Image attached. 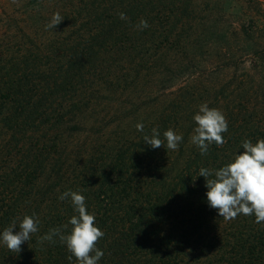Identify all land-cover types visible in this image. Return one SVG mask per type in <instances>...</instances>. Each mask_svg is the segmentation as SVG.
I'll return each instance as SVG.
<instances>
[{
  "label": "trees",
  "instance_id": "trees-1",
  "mask_svg": "<svg viewBox=\"0 0 264 264\" xmlns=\"http://www.w3.org/2000/svg\"><path fill=\"white\" fill-rule=\"evenodd\" d=\"M204 103L228 131L201 155ZM153 128L182 134L178 149L148 145ZM260 139L264 0H0V233L39 218L19 254L0 242V264H77L39 242L76 214L69 190L105 233L98 264H264V222L225 221L198 176Z\"/></svg>",
  "mask_w": 264,
  "mask_h": 264
},
{
  "label": "clouds",
  "instance_id": "clouds-1",
  "mask_svg": "<svg viewBox=\"0 0 264 264\" xmlns=\"http://www.w3.org/2000/svg\"><path fill=\"white\" fill-rule=\"evenodd\" d=\"M121 20H127L125 13H119ZM64 19L59 13H55L50 23L45 27L53 29ZM148 22L141 19L135 28L144 30L148 28ZM196 127L190 137V142L196 145L201 155L208 153L209 146L215 144L222 147L226 141L224 133L228 131V121L225 115L217 108H210L207 103L199 106V111L194 115ZM136 129L144 131L142 123L136 124ZM164 139L160 138V132L153 128L151 135L145 134L143 140L152 148L162 146L168 150H177L183 140L182 134H177L171 128L163 132ZM243 151L233 156L232 160L219 169L200 168L199 175L205 178L207 188V203L209 207L216 209L218 215L225 221H231L238 215L255 217V222H264V139L253 143L251 140L242 142ZM211 177V178H210ZM74 208L73 215L68 224L52 228L47 234L39 238V242L48 241L55 243L56 238L71 255L75 257L77 264H98L104 253L97 244L105 233L96 225L94 213H89L85 203V197L76 191H65L59 196L61 201L69 199ZM19 220V231L14 232ZM39 218L35 215H24L22 219L17 217L0 233V242L13 253L22 251V244L29 241L31 234L38 232ZM71 225L67 234L65 230Z\"/></svg>",
  "mask_w": 264,
  "mask_h": 264
}]
</instances>
